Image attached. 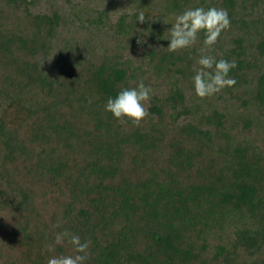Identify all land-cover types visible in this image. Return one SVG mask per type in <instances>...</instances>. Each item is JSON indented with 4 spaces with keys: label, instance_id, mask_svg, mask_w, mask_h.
I'll return each instance as SVG.
<instances>
[{
    "label": "trees",
    "instance_id": "1",
    "mask_svg": "<svg viewBox=\"0 0 264 264\" xmlns=\"http://www.w3.org/2000/svg\"><path fill=\"white\" fill-rule=\"evenodd\" d=\"M196 7L227 10L208 54L236 62L203 100V35L164 40ZM141 80L133 127L105 105ZM65 230L85 264H264V0H0V264L73 254Z\"/></svg>",
    "mask_w": 264,
    "mask_h": 264
},
{
    "label": "clouds",
    "instance_id": "2",
    "mask_svg": "<svg viewBox=\"0 0 264 264\" xmlns=\"http://www.w3.org/2000/svg\"><path fill=\"white\" fill-rule=\"evenodd\" d=\"M138 20L144 23L143 13L139 14ZM229 28L230 19L226 9L196 7L178 14L171 27L167 29L168 37L164 40L169 41L167 46L169 53H178L193 47L201 34L203 35L200 55L193 68L195 75L192 77L194 95L200 100L212 97L236 83L229 76V72L236 67L235 60L231 62L223 58L217 60L208 54L222 31ZM151 93V87L145 86L141 80L136 87L124 88L114 98L109 97L105 111L111 113L113 118L121 123L130 122L133 127H140L142 121L149 115L146 105L151 100ZM65 243L71 246L73 254L54 255L48 260V264H85L90 258V241L82 242L78 235L65 230L56 234L55 244ZM48 250L52 251L53 246H49Z\"/></svg>",
    "mask_w": 264,
    "mask_h": 264
},
{
    "label": "rangeland",
    "instance_id": "3",
    "mask_svg": "<svg viewBox=\"0 0 264 264\" xmlns=\"http://www.w3.org/2000/svg\"><path fill=\"white\" fill-rule=\"evenodd\" d=\"M145 11V10H144ZM144 11H142L144 13Z\"/></svg>",
    "mask_w": 264,
    "mask_h": 264
}]
</instances>
